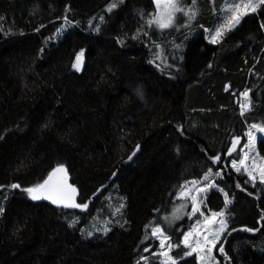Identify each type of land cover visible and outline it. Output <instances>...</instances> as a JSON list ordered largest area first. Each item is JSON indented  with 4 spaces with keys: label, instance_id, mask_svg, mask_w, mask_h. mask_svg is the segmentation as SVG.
Returning a JSON list of instances; mask_svg holds the SVG:
<instances>
[{
    "label": "trees",
    "instance_id": "1",
    "mask_svg": "<svg viewBox=\"0 0 264 264\" xmlns=\"http://www.w3.org/2000/svg\"><path fill=\"white\" fill-rule=\"evenodd\" d=\"M110 1L0 0V264H135L144 225L209 168L203 210L227 223L215 264H264V183L225 157L233 135L264 126V4L212 43L223 0H196L182 29L148 25L154 0ZM60 165L86 210L11 187Z\"/></svg>",
    "mask_w": 264,
    "mask_h": 264
},
{
    "label": "rangeland",
    "instance_id": "2",
    "mask_svg": "<svg viewBox=\"0 0 264 264\" xmlns=\"http://www.w3.org/2000/svg\"><path fill=\"white\" fill-rule=\"evenodd\" d=\"M119 1L122 0H111L105 6V10H108L113 4H118ZM196 1V0H195ZM237 3L243 7L244 4L251 3L256 5V7L260 4L259 0H237ZM155 4V14L157 11L156 3ZM183 12L176 13V21L175 24L171 27L174 29H182L189 25L193 19H189L190 13H188L189 9L195 11L198 14L199 5L193 0H181L180 5ZM114 8V7H112ZM235 8V5L227 4L226 0H223L222 5L216 11V17L212 19V22L205 25L204 34L208 41H211V37L214 34V31L217 28H221L222 24H225L226 20L229 18L225 15V12L228 9ZM224 9L225 11H222ZM250 12V10L248 11ZM247 12V13H248ZM154 14V15H155ZM197 15H195L196 18ZM245 16V15H243ZM242 16V17H243ZM154 17V16H153ZM194 18V19H195ZM152 19V18H151ZM237 26V25H236ZM233 29V28H232ZM227 31V27L225 26L222 34ZM220 37L217 38L220 39ZM182 49V46L177 43L173 50L171 51L170 56L172 59H175L177 55V50ZM249 103V100L246 96H244L243 104L239 101L238 109L241 112L244 109L245 105ZM255 124H250L245 127L243 130L245 133V141L240 143V148L237 150L239 159H243L245 154H247V161L245 167L247 171H245V167H241L242 170L248 173V171L252 172V175L256 178H259V172L253 166V161L256 162L257 165H264V154H261L260 149L257 146L258 139L260 137H264V133L258 131V129H254L251 126ZM251 132L252 136L257 137L254 141L249 137V133ZM236 152V153H237ZM64 166V165H63ZM232 166V165H231ZM237 166H240L237 164ZM48 176H45L46 179ZM250 177V176H249ZM251 178V177H250ZM43 179V180H44ZM43 180L37 182L41 183ZM69 185L74 187V185L68 179ZM195 182V184L193 183ZM37 183L32 184H23L22 189L34 186ZM209 182L204 179H192L183 182L181 184L180 189L175 195V202L172 203L170 208L167 211L159 214L158 216L151 218L144 226V234L142 238H140V247L139 254L137 256V260L135 264H178L179 259H183L186 257L187 253L191 251V248H195L197 246V242H199L200 249L197 251H193L192 254L196 256L197 264H215L218 262L217 256L215 254V248L217 247V243L221 238L222 233L227 228V223L225 220V215L223 217H217L216 223L206 224V218L211 217L212 212H221V211H206L204 209L203 200L201 201V197L205 194L208 189ZM76 188V186L74 187ZM25 197L30 198V196L23 190H20ZM184 192V196H181V193ZM195 197V201L192 200L191 197ZM46 200V199H45ZM48 200V199H47ZM121 201V200H120ZM195 203L196 207L200 209V212H196L193 214V204ZM57 208H65L62 205H55ZM68 210L73 211V207H66ZM223 212V211H222ZM203 213V215H201ZM224 219L226 223V228L220 233L219 237L215 236V233L220 229L219 220ZM160 228L162 230L163 236H168L169 241L166 242L165 246L161 248L160 240L162 238L161 235H153V229ZM195 229V231H194ZM192 232V236L189 237V245L190 247H185L183 244L184 236ZM208 236L209 240L212 241V244H206L204 237ZM180 237V238H179ZM171 243L172 247L169 249L167 244ZM215 245L212 247V245ZM212 247V252L209 253L207 249ZM147 249V250H146ZM161 253H165L162 255ZM200 257H204L203 260ZM180 264V263H179Z\"/></svg>",
    "mask_w": 264,
    "mask_h": 264
},
{
    "label": "snow or ice",
    "instance_id": "3",
    "mask_svg": "<svg viewBox=\"0 0 264 264\" xmlns=\"http://www.w3.org/2000/svg\"><path fill=\"white\" fill-rule=\"evenodd\" d=\"M156 3L157 11L154 17L147 21L149 26H155L159 29H167L172 27L175 24L176 21V13L183 12L184 9H182L179 5L181 0H154ZM227 4L229 5H235V8L228 9L227 12H225V15L229 18L226 20L225 24H222L221 28H217L214 31V34L211 37V42L216 43L217 38L222 35V31L224 30L225 26L227 27V30H231L236 25L240 23V19L243 15H246L247 12L255 11L256 5H253L251 3L244 4L243 7L239 3H237V0H226ZM260 3L264 4V0H259ZM193 3H195V0H193ZM116 5L113 4L108 10L111 11L112 7H115ZM222 11H225L222 9ZM189 19L195 18V11L192 9L188 10ZM98 30V29H97ZM59 31V30H58ZM147 34V33H145ZM82 53L78 54L76 57V63L73 64V67L77 70L81 67V61H82ZM246 97L248 96L247 93L244 94ZM246 110L251 109V102L249 100V103L244 106ZM243 114V113H242ZM254 129H258L259 132L264 133V126L259 125H252L251 126ZM249 137L254 141L257 139V137L252 136L251 132L248 134ZM239 144V140H234L232 147L228 151V155H231L233 151L236 150L237 145ZM135 155V153H133ZM131 159V157H130ZM212 159L213 163H217L221 160V157L217 156ZM248 157L247 154H245V157L243 159H240L239 161H233L232 166L235 168L237 172L241 171V167H245L246 161ZM239 164L240 166H237ZM253 166L256 168L259 172V179L261 183H264V165H257L255 161H253ZM245 171H247V168L245 167ZM212 174V169H208V174L205 175L204 180H207L209 175ZM216 175H221V173L217 172ZM248 175L255 180L256 177L252 175L251 171H248ZM195 184V182H193ZM11 187L13 189L20 188L21 186L19 184H12ZM23 191H25L31 199L33 200H40V199H48L54 204L62 205L64 207H74V208H81V209H87L88 204L87 203H76L75 196L77 194V189L72 187L67 183V169L60 165L56 167L46 179L43 180L41 183H37L34 186L24 188ZM222 191V189H221ZM181 196H184V192L181 193ZM193 201H195V197H191ZM230 203V201L227 198V193H225V204L227 205ZM196 212H200V209L196 207L195 203L193 204V214ZM203 215V213H201ZM224 212H212L210 218H206L205 223L206 224H212L216 223L217 217H223ZM264 219V217H262ZM220 229L215 233V236L218 238L220 233L226 228V223L224 219L219 220ZM247 231H253V229H245ZM195 231V229H194ZM153 235H161L162 238L160 240V246L163 248L166 244V242L169 241L168 236H163L162 230L160 228L153 229L152 232ZM192 236V232L187 233L184 236L183 244L185 247H190L189 245V237ZM206 244H212V241L209 240L208 236L204 237ZM168 248L170 249L172 247L171 243L167 244ZM215 245L213 244L212 247ZM212 247H209L207 251L209 253L212 252ZM200 249L199 242H197V246L195 248H191V251H189L187 254L191 255L193 251H197ZM147 250V249H146ZM220 251L223 252V248H220ZM164 255L165 253H161ZM201 260L204 259V257H200ZM174 264V262H173Z\"/></svg>",
    "mask_w": 264,
    "mask_h": 264
},
{
    "label": "water",
    "instance_id": "4",
    "mask_svg": "<svg viewBox=\"0 0 264 264\" xmlns=\"http://www.w3.org/2000/svg\"><path fill=\"white\" fill-rule=\"evenodd\" d=\"M83 58V57H82ZM74 63H76V58L74 59ZM83 66V59H82V61H81V67ZM80 67V68H81ZM80 70V69H79ZM239 140V144L237 145V147H236V150L235 151H233L232 152V154L234 153V152H236L239 148H240V143H242L243 142V137L241 136V135H233L232 137H231V139H230V142L228 143V146H227V149H226V151H225V157H226V160H227V156H229L228 155V151H229V149L232 147V144H233V141L234 140ZM67 183H68V181H67ZM69 184V183H68ZM76 200V199H75ZM55 205H58V204H55Z\"/></svg>",
    "mask_w": 264,
    "mask_h": 264
},
{
    "label": "bare ground",
    "instance_id": "5",
    "mask_svg": "<svg viewBox=\"0 0 264 264\" xmlns=\"http://www.w3.org/2000/svg\"><path fill=\"white\" fill-rule=\"evenodd\" d=\"M246 179V178H245ZM225 193V192H224Z\"/></svg>",
    "mask_w": 264,
    "mask_h": 264
},
{
    "label": "crops",
    "instance_id": "6",
    "mask_svg": "<svg viewBox=\"0 0 264 264\" xmlns=\"http://www.w3.org/2000/svg\"><path fill=\"white\" fill-rule=\"evenodd\" d=\"M241 20V19H240Z\"/></svg>",
    "mask_w": 264,
    "mask_h": 264
}]
</instances>
